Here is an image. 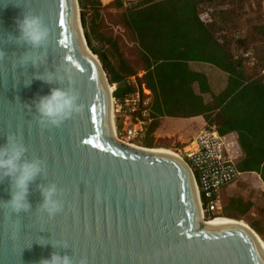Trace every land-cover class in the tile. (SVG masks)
I'll list each match as a JSON object with an SVG mask.
<instances>
[{
  "label": "water",
  "instance_id": "obj_1",
  "mask_svg": "<svg viewBox=\"0 0 264 264\" xmlns=\"http://www.w3.org/2000/svg\"><path fill=\"white\" fill-rule=\"evenodd\" d=\"M24 12L42 16L51 30L38 67L19 66L17 57L28 46L8 38L19 35L16 20ZM87 49L76 0H0V50L6 54L0 61V145L16 134L27 157L44 159L47 169L29 185L31 208L18 214V226L17 214L6 218L0 208V264H39L53 252L72 256L74 264H264L241 229L201 220L192 179L178 161L112 136L104 73ZM65 68L84 110L59 128H42L34 101L68 85L36 77H63ZM48 182L64 193V209L52 218L37 209L42 196L36 186ZM8 199L6 178L0 200Z\"/></svg>",
  "mask_w": 264,
  "mask_h": 264
},
{
  "label": "trees",
  "instance_id": "obj_2",
  "mask_svg": "<svg viewBox=\"0 0 264 264\" xmlns=\"http://www.w3.org/2000/svg\"><path fill=\"white\" fill-rule=\"evenodd\" d=\"M212 1L133 0L124 6L120 24L129 32L141 59L139 74L123 59L113 38L96 33L98 2L76 0L86 45L99 61L108 83L114 84L112 97L121 101L141 83L149 90L153 118L144 131V147H182L197 125L181 128L176 123L201 116L221 135L235 132L241 151L236 168L257 173L264 185V77L253 69L246 73L241 56L250 48L259 62L264 61V18L242 35H233L229 26L236 14L230 9L242 0H221L218 11H214L219 22L212 14L209 21L202 20L200 8ZM116 4L120 5L119 1ZM91 32L100 42L99 48L93 45ZM109 58H114L116 64ZM194 62L211 67L215 75H209V69L205 70L207 76L191 68ZM159 133L163 135L158 138ZM250 206L248 200L229 198L222 215L242 219ZM248 225L256 233L262 231L255 223Z\"/></svg>",
  "mask_w": 264,
  "mask_h": 264
},
{
  "label": "clouds",
  "instance_id": "obj_3",
  "mask_svg": "<svg viewBox=\"0 0 264 264\" xmlns=\"http://www.w3.org/2000/svg\"><path fill=\"white\" fill-rule=\"evenodd\" d=\"M16 26L19 35L13 37L8 34L10 42H14L18 46H28V50L17 57L19 66L24 67L30 63L32 66L38 67L43 64L47 57L46 50L51 35V30L43 17L31 12H24L22 18L16 20ZM5 56V52L0 50V61ZM48 73L50 77L54 75V72ZM36 78L46 83L61 84L66 81L68 85L65 88H52L48 95L40 96L34 101L38 123L42 128H59L66 120L83 112L84 105L79 102V92L74 87L75 81L70 68L64 69L63 77L44 79L42 75H38ZM29 83L30 81L25 84ZM27 152V147L14 133H8L6 143L0 145V183L7 178L10 191V199L0 200V208L7 210L6 218L17 214L15 215L17 226L19 224L18 214L20 212L28 213L31 208L27 199L29 185L35 181L37 176L45 177L47 175L46 161L35 156L29 159L26 155ZM36 187L42 196V202L37 206L38 210L43 211L50 218L63 211V189L58 188L53 182L38 184ZM39 264H74V262L72 256L53 252L50 254V258L41 259ZM80 264H83V261Z\"/></svg>",
  "mask_w": 264,
  "mask_h": 264
},
{
  "label": "built area",
  "instance_id": "obj_4",
  "mask_svg": "<svg viewBox=\"0 0 264 264\" xmlns=\"http://www.w3.org/2000/svg\"><path fill=\"white\" fill-rule=\"evenodd\" d=\"M97 1L104 3L108 0ZM120 1L123 6H127L133 0ZM262 6L264 8V0H262ZM200 18L209 21L207 11L200 14ZM232 34L235 35L237 32ZM241 56L244 58L245 68L254 69L264 77V61L259 62L250 48L245 50ZM111 113L112 118L114 114L119 115L120 118L117 128L119 137L113 125L116 137L122 142L138 146L147 124L153 118L150 110L149 90L141 83L139 89L136 88L129 92L121 101H116L111 97ZM232 137L236 142L234 135ZM230 142L229 136L221 135L214 124L208 125L203 122L180 149L179 156L192 179L202 218L204 213L210 215V218L218 215L221 209L219 189L234 181L239 175L231 150H235L237 155L240 151L237 143V149H235Z\"/></svg>",
  "mask_w": 264,
  "mask_h": 264
},
{
  "label": "rangeland",
  "instance_id": "obj_5",
  "mask_svg": "<svg viewBox=\"0 0 264 264\" xmlns=\"http://www.w3.org/2000/svg\"><path fill=\"white\" fill-rule=\"evenodd\" d=\"M104 1H106V0H104ZM116 1H119L121 6L117 5ZM97 2L99 5L98 9H100V10L98 11L99 19L95 25L96 26V29H95L96 33H98L99 35H102L103 37L113 38L117 44V48L119 49V51L122 54L123 59L127 62L128 65H130L132 67V69L134 71L139 73L140 67H141V59L139 58V56L136 52V49L134 47V44L131 41V36H130L129 32L125 28H123L122 25L120 24V12L123 10L124 6L121 4L120 0H108L104 3H101L99 1H97ZM221 2H222L221 0H213L211 5L207 4L206 7L202 6L200 8V11H202L201 14L204 11H207L208 15L212 14L213 18L217 22H219V20L217 19V15L215 14L214 11H218V7L220 6L219 3H221ZM230 11H232L233 13L236 14L235 16H233V18H234L233 24H231L229 26V31L231 34L234 32H237L238 35H242L244 33V31L247 32L249 30V27L251 24L259 22L261 19L264 18V8L262 6V1L259 3L258 0H242L241 2L234 4L231 7ZM78 13H79V8H78ZM86 17H87V20H89L88 14L86 15ZM81 32L83 34L82 28H81ZM90 39H91L93 45H95L97 48L100 47L101 44L97 40L95 33H93V32L90 33ZM256 44H258V43H256ZM109 59L113 64H116V60L114 58H109ZM250 71H251V69L246 68V73H248ZM104 77H105L106 83L109 84L107 79H106L105 74H104ZM110 86H112V89L114 88V85H110ZM118 118H119V115H117V114L113 115V125L115 127L117 137L120 136L117 133V120H118ZM167 120L170 121L169 119H167ZM198 128H196L195 131H197ZM158 135H160V136H158ZM161 135H163V134L159 133V134H157V137L159 138V137H161ZM168 135L171 136V133H168ZM138 146L144 147L142 144V140L138 144ZM168 149L173 151L174 153H176L178 156L180 155V147H176L175 149L170 147ZM231 155L234 158L233 162L236 163L239 160V156L237 155L236 151L231 150ZM252 175H254V174H244V176L246 178L249 176H252ZM242 179H244V178H242ZM256 181H258L257 178L253 179L254 186L261 187V186L256 185ZM224 191H225L223 194L224 198H226L230 195L235 196L238 194H242L243 200L250 201V203H251L250 209L243 216V218L241 220H243L247 225L250 222L255 223V225L258 228L263 229V227H264V188L256 189L253 187H247V188H244L243 190H235V188L233 186H229L227 188V190H224ZM209 216L210 215H207L206 213H204L203 219L207 220L208 218H210ZM224 217H226V216H224ZM256 234L261 239V241L264 243V237L262 236V231L259 233H256Z\"/></svg>",
  "mask_w": 264,
  "mask_h": 264
},
{
  "label": "crops",
  "instance_id": "obj_6",
  "mask_svg": "<svg viewBox=\"0 0 264 264\" xmlns=\"http://www.w3.org/2000/svg\"><path fill=\"white\" fill-rule=\"evenodd\" d=\"M190 66H191V68H193V69H195V70H201V71L205 72V74H206L207 76H208V73H209V75H211V76H214V75H215V70L211 69V67H210V68H207L206 65H204V64H201V63H195V62H194V63H190ZM207 69H209V70H208V73H206V71H205V70H207ZM139 74H140V72H139ZM113 85H114V84H113ZM203 122H204V120L202 119L201 116H194V117H190V118H184L182 121L177 122L175 126H178V127H181V128H186V127H188L189 125H197L196 128H198V127L201 126V124H202ZM117 124H118V125L120 124V118H118V120H117ZM224 135L229 136V139L231 140L230 144L233 146V148L237 149V145H236L237 142H235V140H234L233 137H232L233 135H234V137H235V132H234V131H231V132H229V133H227V134H224ZM181 148H182V147H180V149H181ZM238 149H239V151H240V148H239V147H238ZM238 156H239V159H240V158H241V151H240V154H239ZM238 161H239V160H238ZM238 161H237V162H238ZM237 162H236V163H237ZM236 163H235V168H236ZM236 170L239 172L238 177H237L234 181H232L231 183H228L227 185L221 187V188L219 189V191H218V194H219V197H220V200H221V209H220L218 215H222L223 207H224L226 201H227L229 198H234V197H240V198H242V194H238V195H235V196L230 195V196L224 198V197H223V194H224V192H225L224 190H227V188H228L229 186H233V187L235 188V190H243L244 188H247V187H253V188H256V189L264 188V185H263V183L261 182V180H260L259 176L257 175V173H255V172H242V171H239L237 168H236ZM244 174H254V175L249 176V177L246 178V177L244 176ZM240 176H241V177H240ZM242 178H244V179H242ZM256 178H257V180H258V181H256V185L261 186V187H256V186H254L253 179H256ZM242 199H243V198H242ZM249 209H250V208H249ZM262 236L264 237V227H263V229H262Z\"/></svg>",
  "mask_w": 264,
  "mask_h": 264
},
{
  "label": "bare ground",
  "instance_id": "obj_7",
  "mask_svg": "<svg viewBox=\"0 0 264 264\" xmlns=\"http://www.w3.org/2000/svg\"><path fill=\"white\" fill-rule=\"evenodd\" d=\"M88 51V49H87ZM95 63L97 64V67L99 69V65L97 60H95ZM100 70V69H99ZM101 73V79L103 81L104 84V88L107 94V100H108V108L109 111L111 112V92H112V86H110V84H107L104 81V77L102 74V71H100ZM111 115V127H112V131L111 134L112 136L114 135V137L116 139H119L116 137V135L114 134V130H113V118H112V113H110ZM115 128V127H114ZM120 140V139H119ZM159 148V147H158ZM160 150L165 151L166 153H168L170 156H172L176 161H178L182 168L184 169V171L187 173L188 177H189V171L186 167V165L182 162L180 156H178L176 153H174L173 151L166 149V148H159ZM201 213V212H200ZM202 216V215H201ZM202 221H204V223L206 224H216V223H230L235 225L236 227H238L239 229H241L249 238V240L253 243V245L256 247V249L259 251V254L261 255L263 261H264V243L261 241V239L257 236V234L241 219H233V218H229V217H224L223 215H217L214 217H211L207 220H204L203 218L201 219Z\"/></svg>",
  "mask_w": 264,
  "mask_h": 264
}]
</instances>
